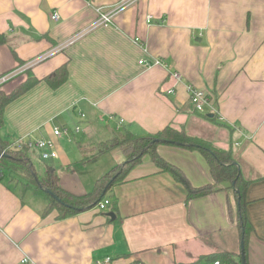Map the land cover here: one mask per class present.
I'll list each match as a JSON object with an SVG mask.
<instances>
[{
  "label": "crops",
  "instance_id": "obj_1",
  "mask_svg": "<svg viewBox=\"0 0 264 264\" xmlns=\"http://www.w3.org/2000/svg\"><path fill=\"white\" fill-rule=\"evenodd\" d=\"M121 1L0 0V33L7 36L0 75L16 72L1 89L11 92L28 72L40 80L4 107L1 140H53L60 157L44 161L34 149L32 159L52 164L60 185L76 195L92 191L125 160L117 148L82 163L77 143L108 141L114 130L156 134L171 125L230 148L251 179L248 263L264 264V0H137L111 25L75 37L95 21L97 8ZM153 58L163 64L139 62ZM62 66L67 80L52 87L44 78ZM189 85L211 95L214 120L194 112ZM56 127L68 129L72 140L55 135ZM63 139L77 150L67 154ZM158 153L192 185L214 182L198 150L161 143ZM4 172L0 264H96L107 257L106 264H190L223 252L241 262L242 229L232 219L227 184L188 200L186 188L145 155L106 193L104 210L60 218L57 208L46 213L44 195L23 191Z\"/></svg>",
  "mask_w": 264,
  "mask_h": 264
},
{
  "label": "trees",
  "instance_id": "obj_2",
  "mask_svg": "<svg viewBox=\"0 0 264 264\" xmlns=\"http://www.w3.org/2000/svg\"><path fill=\"white\" fill-rule=\"evenodd\" d=\"M6 42L7 36L0 33V46ZM2 76L0 75V78ZM67 77V66H62L46 76L44 80L52 87H58L67 80ZM39 81L38 78L28 72L27 79L9 93L3 91L1 89L2 84L0 85V126L3 123L4 107ZM193 109L196 114H202L210 120H214L215 118L214 115L209 114L207 109L204 112H200L194 105ZM161 143L174 144L201 152L210 166L214 182L199 187L192 185L189 178L179 167L167 161L158 153V145ZM77 144L83 154L82 163H86L97 156L117 148L124 153L125 160L113 166L99 178L92 191L82 195H76L65 190L60 185L56 168L48 162H35L31 155V151L35 152V150L24 142L18 146H14L13 141H4L0 138V167L3 170H7L11 177H14L15 173L21 175L26 181L25 183H21V189L23 191L32 190L44 195L48 200L46 213L57 208L60 212V218L95 207L97 203L106 197V193L114 185L125 180L128 172L140 164L145 155H149L158 168L170 172L174 179L186 188L188 200L211 194L218 189L220 184H227V189L232 190L236 208V214L231 213V216L242 229V239L245 243L247 264H249L248 242L252 225L246 216L247 201L245 193L251 183V179L246 178L244 175L243 164L236 159L232 149L217 147L208 140L190 135L186 130L176 129L171 125L166 126L156 134L139 135L129 129L114 130L108 141L99 142V144H103L102 147H93L95 152L91 154L88 153L86 145L81 144L80 141ZM106 188L107 190L104 195L103 191ZM46 189L54 192L58 196V199L47 193ZM210 261H219V264H236L234 254L228 252L207 256L190 264H207L206 262ZM237 263L242 264L240 261Z\"/></svg>",
  "mask_w": 264,
  "mask_h": 264
},
{
  "label": "built area",
  "instance_id": "obj_3",
  "mask_svg": "<svg viewBox=\"0 0 264 264\" xmlns=\"http://www.w3.org/2000/svg\"><path fill=\"white\" fill-rule=\"evenodd\" d=\"M135 2H137V0H123L120 3H118L117 5L112 6L108 9H105L104 7L97 8L98 15H97V18L95 19V21L89 26V28H84L75 37L78 38V37L82 36L83 34L87 33L88 31L93 30L94 28H97L99 26L111 25L114 22L116 15H118L122 10H125L129 6L133 5ZM60 18H61V15L58 11H55L52 14L53 20L58 21ZM148 18L151 19V16H148ZM148 22H149V20H148ZM135 41L136 42L140 41V38H138V37L135 38ZM70 42H72V41L70 40ZM139 62H140V64L144 65L146 68L153 67L154 65L163 64V62L157 58H153L152 60L143 59V60H140ZM19 70L20 69H18L17 71H19ZM14 74L16 75V72H10L7 75L2 76L0 78V85L4 84L6 81L12 79ZM176 76L179 77L178 74H176ZM188 87H189V93H190V100H191V102H193V105L197 108L198 111L204 112L207 109V107L211 106L210 99H208L205 91L200 90V89L194 87L193 85H189ZM170 92H173V90H170ZM80 129H81L80 126L76 127L77 132L80 131ZM54 134L57 136H60L62 134H66L70 138V140H72V137H71L68 129H62V128L56 127L54 129ZM22 142H24L23 139L17 140L15 142L14 146H18ZM25 143L30 148L37 149V150L41 151V157L43 159H53V158H57L59 156L57 150L55 149L56 144L51 139H44V138L30 139V140L26 141ZM3 153H4V151H3ZM4 174H5V172H4L3 168L0 167V186H1V181H2ZM109 204H110V200L104 199V200H101L99 203H97L96 207L100 210H104ZM111 260H112L111 257H107L104 260L97 261L96 264H106V263H109ZM29 261H30V258L28 256H25L22 259L23 263H29ZM138 264H141V263H138ZM215 264H219V261L215 262Z\"/></svg>",
  "mask_w": 264,
  "mask_h": 264
},
{
  "label": "rangeland",
  "instance_id": "obj_4",
  "mask_svg": "<svg viewBox=\"0 0 264 264\" xmlns=\"http://www.w3.org/2000/svg\"><path fill=\"white\" fill-rule=\"evenodd\" d=\"M10 80H8V81H6L4 84H2V85H5L7 82H9ZM2 85H1V87H2ZM200 90H202V89H200ZM204 91V90H203ZM205 93L207 94V97H208V99H210V102H211V105H213V103H212V98L210 97L211 95L210 94H208L206 91H205ZM191 104H193V102H190ZM83 117H84V113H83V115H82ZM208 132V134H212V133H214V132H212V131H207ZM66 135V134H65ZM67 136V135H66ZM68 137V136H67ZM68 139L70 140V138L68 137ZM17 140H14L13 141V144H15V142H16ZM99 142L101 143V141H97V142H84V145H86L87 147H88V153L89 154H91V153H94L95 152V150L93 149V147H95V146H101L102 147V145L101 144H99ZM60 147L67 153V154H69L70 153V150H77V146H75L74 144H70V143H67V141L65 140V139H63V140H61L60 141ZM55 149L57 150V152H58V154H59V156L58 157H60V152L58 151L59 150V146H58V148H57V146L55 147ZM54 159H56V158H53L52 160H54ZM49 159H44V161H48ZM59 160H55L54 162L59 166V162H58ZM14 177H16V181H17V183H18V185L20 184V186H21V181L23 182L24 181V183L26 182L25 181V179L24 178H22L21 177V175H19L18 173H15L14 174ZM223 184V183H222ZM221 185V184H220ZM228 191L229 192H231L232 190L231 189H228Z\"/></svg>",
  "mask_w": 264,
  "mask_h": 264
},
{
  "label": "water",
  "instance_id": "obj_5",
  "mask_svg": "<svg viewBox=\"0 0 264 264\" xmlns=\"http://www.w3.org/2000/svg\"><path fill=\"white\" fill-rule=\"evenodd\" d=\"M106 190H107V188L104 189V191H103V194L104 195L106 193ZM46 192L49 193L52 197L58 199V196L54 192H52L51 190L46 189ZM241 263L242 264H247V258H246V254H245V243H244V240L241 241Z\"/></svg>",
  "mask_w": 264,
  "mask_h": 264
}]
</instances>
